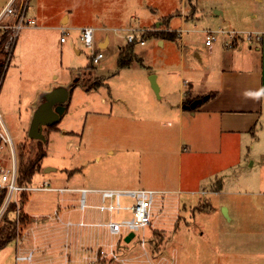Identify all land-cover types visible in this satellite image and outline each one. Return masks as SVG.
<instances>
[{"label":"rangeland","instance_id":"1","mask_svg":"<svg viewBox=\"0 0 264 264\" xmlns=\"http://www.w3.org/2000/svg\"><path fill=\"white\" fill-rule=\"evenodd\" d=\"M52 1L57 2L56 7H50L49 0H29L27 16L38 13L42 7L50 11L64 5L63 0ZM5 2L0 0V8ZM90 3L110 25L106 29L95 28L92 47L80 39L81 31L71 21L65 42L60 41V31L51 28H47L43 42L33 40L29 31L39 27L37 21L23 26L16 34L0 78V115L12 138L17 164L34 160L37 154L38 139L27 135L31 109L28 103L41 88L51 82L96 86L106 80L114 95L113 88L123 83L127 92L120 94L123 102L115 105L100 103L101 96L97 93H91L89 98L83 90L74 89L68 104L74 115L63 113L53 129L68 127L72 120L83 130L76 128L73 136L63 131L67 135L62 137L60 132H48L50 127H44L45 138L54 141L43 146L46 157L40 162L44 165L40 164L42 167L34 172L32 184L47 180L51 185L72 187H180L188 193L181 204L179 229L171 241L165 233L157 237V249L171 251L175 247L178 264H264V146H216L215 151L213 146H187L189 122L194 127L192 137L199 139L195 134L199 129L197 115H192L198 105L184 107L182 125L178 126V121L167 125L165 121L177 111V104L173 105L175 94L169 102L158 101V93L148 87H152L151 79L145 76L144 69L150 67L163 73L173 69L174 89H178L179 82L188 76H183L182 65L187 71L192 70L189 77L192 83L194 70L201 71L193 50L204 53L205 30L262 29L264 0H92ZM216 8L224 14H215ZM82 18L85 17L79 12L78 19ZM92 23L98 24L97 20ZM112 26L135 28L146 42L131 44L129 68L119 71L117 60L120 54L128 53L125 47L130 44L124 35L129 30H116ZM162 32L172 35L162 38ZM105 34L109 36V44L99 48L96 40ZM221 36L213 44L223 46ZM162 39L163 45L159 43ZM75 48L80 52L76 53ZM97 50L103 51L104 57L93 63L91 56ZM6 55L3 52L1 58ZM19 68L22 73L17 75ZM159 79L172 81L168 74H160ZM146 86L153 94L148 100L142 93ZM81 103L86 106L83 110L93 109L95 113H86L85 118L78 119L79 111L74 106ZM70 140L72 146H67ZM1 146L9 165V145L1 141ZM45 166L54 169L44 171ZM201 189L217 193L205 197L189 193ZM40 192L43 191L31 194ZM87 197L91 203L98 202L94 194ZM127 200L123 198V202ZM222 206H226L230 219L223 215ZM86 211L97 212L95 208ZM120 216L129 213H113L112 218ZM11 217L15 219L12 210ZM100 217L108 220L110 215L104 213ZM14 246L12 239L0 249V264H28L26 260H15ZM78 264L87 262L80 260ZM90 264L117 263L99 260Z\"/></svg>","mask_w":264,"mask_h":264},{"label":"crops","instance_id":"2","mask_svg":"<svg viewBox=\"0 0 264 264\" xmlns=\"http://www.w3.org/2000/svg\"><path fill=\"white\" fill-rule=\"evenodd\" d=\"M63 1L64 5L59 6L57 10L46 11L45 7H42V9L39 8L38 13L35 12L33 13L34 15H29L33 17L35 22L37 21L39 25L38 28H33L29 31L32 34V36L29 37L33 38V40L38 39V43L43 42L45 34L47 33V28L60 31L61 36L62 26L68 27L70 21L74 24L72 26L80 29V31L83 26H92L94 30L95 28L106 29L110 27L108 24L109 22H106V18L103 17L104 15L100 16L99 11L93 10L91 7L90 1L92 0H86L85 2L83 0ZM49 3L50 7H56V1L49 0ZM79 12L81 16L85 18L79 20ZM214 13L224 14V11L216 8ZM256 16L255 14V17ZM93 20H97L98 24L92 23ZM122 24L123 23H120V25ZM112 27L115 28V26ZM166 27L168 28V24ZM120 28L125 29L126 27ZM120 28L115 29L118 30ZM180 29L182 30V28L173 30L179 31ZM258 30L262 31V39L252 44L242 43L241 46L237 48L229 49L212 43L209 46L205 44L206 46L203 47V54H201L199 50H193L198 57V65L201 71L198 72V70H194V78H192L193 81L191 83L189 77H191L190 74H192V70L187 71L186 68L181 65L183 76H188L183 77L179 82L178 89H174L175 83L173 77L175 75L173 69L170 68L163 73L160 70H152L149 69L150 67H144L146 71L145 76L151 79L152 87L149 85L148 87L150 89L153 88L158 93V101L165 100L169 102L175 94L173 105L177 104V111L175 113L174 110L171 118L165 121L167 125H171L177 121L178 126L180 123L182 125V117L184 115L183 109L186 104L185 100H188L187 104L197 99L201 100L197 104V112L194 111L192 114L193 117L197 115L199 129L195 134L199 139H194L192 137L194 127L191 125L192 122H189L187 124L188 134L185 139L187 146H213L214 151L216 150V146H264V26L262 29ZM65 41L66 39L61 42ZM160 42L162 45L164 44L163 39L159 40V43ZM145 43L140 45H145ZM96 44L99 48L106 47L109 44V36L105 34L104 37L98 38ZM120 47L121 45L118 44V49ZM75 51L79 53L80 49L75 48ZM125 68L129 67H118V71ZM29 70L34 71V69ZM21 73L22 71L20 69L17 75ZM160 74L163 76L165 74L170 75L172 81L167 83L166 80L159 79ZM57 84H59V86H65L69 90V100L66 103L64 111V115L69 116L74 115L72 110H68V104L73 94L72 92H74L76 88L83 90L89 98L91 93L99 94V96H101L100 103L102 104H107L108 102L114 104L118 101L123 102V98H121L120 94L124 95V91L127 92L123 83H117L113 88L115 90L113 95L111 91L112 87L109 86L106 80L101 81L96 86H83L81 83L72 84V81L68 83L51 82L47 87L41 88L36 93L35 97L28 103L31 108L28 113L29 123L34 109L42 100L43 94L58 86ZM142 93L143 98L147 100L151 98L152 93L147 86ZM204 95H208L206 99H203ZM88 101L86 104H91L90 101ZM6 105L4 104L3 106L7 108ZM82 108H86L83 103L74 106V109L79 111L77 115L78 119L85 118L86 113H95L93 109L87 108L83 110ZM111 112V110L108 111V114L111 115ZM156 121H158V117H156ZM68 124V127L64 125L60 127L56 126V128L52 130L60 132L59 135L62 137L67 135V133H62L63 131L70 132L73 136L77 132L76 128L83 130L80 124L74 123L72 120H70ZM71 140L66 144L67 146H72ZM53 141L52 138H49L47 144ZM188 153H191V151ZM45 168H47V166H45L44 169ZM178 179L182 181L181 178ZM95 196L98 198L97 195ZM78 197L79 194L77 192L70 191H64L58 194L40 192L26 196L22 201V205H24V207L29 206L33 209H30L32 212L35 211L39 214V223L46 220L41 214L49 212L48 210L54 206L58 207V212L63 220L76 222L83 219L91 221L99 217L97 212L88 213L86 211L82 214V212L77 209ZM177 229H179V227ZM37 232L36 240H28L25 244L26 247L33 248V258L27 261L28 264H78L83 258V255L86 254L84 250L86 246L83 247L79 245V238L81 236L86 237L90 235L89 232L91 231L89 227H83L78 231L75 227L69 228L59 225L58 222L54 220L51 224H40L37 228ZM15 256L16 245L14 246V258ZM15 260L22 261L16 258Z\"/></svg>","mask_w":264,"mask_h":264},{"label":"built area","instance_id":"3","mask_svg":"<svg viewBox=\"0 0 264 264\" xmlns=\"http://www.w3.org/2000/svg\"><path fill=\"white\" fill-rule=\"evenodd\" d=\"M29 0H7L0 9V35L7 32L3 44V52L7 55L3 58L7 61L11 54L16 34L20 28L33 25L35 19L27 16ZM65 26L61 28L60 41L66 39ZM127 29V28H126ZM124 36L127 43L144 44L145 40L137 29H127ZM225 48H237L242 43L252 44L262 39V32L258 30L238 31L232 28L206 29L204 43L211 45L218 39H222ZM80 39L87 47L94 43V28L92 26L81 27ZM104 56L103 52H93L91 61L98 63ZM186 82V80H185ZM1 141L9 145L10 164L3 157ZM17 156L15 155L12 138L10 137L0 115V222L10 204L14 205L12 210L15 214V235L13 239L16 245L17 260L30 261L33 258V248L25 246L28 240L35 241L37 228L40 224H51L57 221L65 227H75L80 231L83 227H89L90 231L86 237L79 238V245L86 246L82 261L97 263V261L116 262L117 264H178V256L175 247L171 251L157 249L159 244L157 237L166 234L173 240L179 226L181 204L187 191L180 188H87L72 186L51 185L47 180L38 183H19L17 180ZM61 193L64 191L77 192L79 194L77 209L83 213L89 208H95L99 217L87 221L63 220L54 206L49 212L41 214L45 221L39 223V214L29 206L22 205L23 199L32 192ZM98 196L97 203L88 200V194ZM193 195L205 197L208 193H217L214 190H191ZM22 194H25L22 196ZM123 198L128 199L123 202ZM31 209V210H30ZM127 211L129 216L112 218L113 213L120 214ZM108 213V220L100 216ZM91 215V214H90ZM33 222H32V221ZM181 220V219H180ZM133 236L126 240L129 234ZM133 242V243H132ZM99 259V260H98Z\"/></svg>","mask_w":264,"mask_h":264},{"label":"trees","instance_id":"4","mask_svg":"<svg viewBox=\"0 0 264 264\" xmlns=\"http://www.w3.org/2000/svg\"><path fill=\"white\" fill-rule=\"evenodd\" d=\"M163 36L162 38H167V36L172 35L170 32H162ZM7 37V32L4 31L0 35V78L3 73V69L5 66V60L1 58V54L3 53V44L5 42V39ZM125 47V50L128 51V53L124 56V54H120L117 60L118 67H127L128 64L131 61V44ZM185 103H188V100H185ZM54 125L49 126L50 129L54 128ZM48 138L45 141L37 140L36 146H37V154L35 155L34 160H30L27 162H21L17 166L18 171V177L17 180L19 183H25V182H31L32 176L34 175V172L38 171L44 164L40 162V160H44L46 157V150H43V146L47 144ZM40 164L42 165L40 167ZM38 169V170H37ZM25 194H22L24 196ZM14 209V205L10 204L7 211L5 212L2 221L0 222V249L6 246L14 237L15 235V222L11 217V210Z\"/></svg>","mask_w":264,"mask_h":264},{"label":"water","instance_id":"5","mask_svg":"<svg viewBox=\"0 0 264 264\" xmlns=\"http://www.w3.org/2000/svg\"><path fill=\"white\" fill-rule=\"evenodd\" d=\"M208 95H204L203 99H206ZM69 100V90L65 86H56L51 90L45 92L42 96V100L34 109L27 135L31 138L38 140H45L43 133L44 126H50L57 123L62 114L65 111V103ZM201 100L197 99L192 101L190 104H185L184 107L192 108L197 105ZM54 169L50 166L44 169V171H49ZM222 213L225 217L230 219L226 206H222ZM133 234H129L126 240H129Z\"/></svg>","mask_w":264,"mask_h":264},{"label":"flooded vegetation","instance_id":"6","mask_svg":"<svg viewBox=\"0 0 264 264\" xmlns=\"http://www.w3.org/2000/svg\"><path fill=\"white\" fill-rule=\"evenodd\" d=\"M66 103H67V102H66ZM66 103H65V106H66ZM57 123H58V122H57ZM57 123H55V124H57ZM55 124H53V125H55ZM50 126H52V125H50ZM44 127L48 128L49 126H44ZM50 130H52V128H51V129L49 128L48 132H49ZM43 133H44V136H45L46 132H45L44 128H43ZM45 139H46V138H45ZM44 141H45V140H44Z\"/></svg>","mask_w":264,"mask_h":264}]
</instances>
